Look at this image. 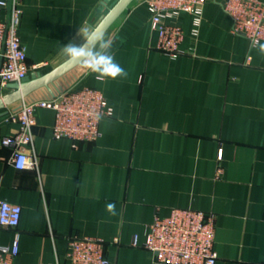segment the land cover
Listing matches in <instances>:
<instances>
[{
	"label": "crops",
	"instance_id": "crops-1",
	"mask_svg": "<svg viewBox=\"0 0 264 264\" xmlns=\"http://www.w3.org/2000/svg\"><path fill=\"white\" fill-rule=\"evenodd\" d=\"M225 1L205 0L197 37L192 15L179 16L187 53L172 58L156 47L147 0H136L106 32L127 77L101 82L77 66L56 81L54 93L89 86L104 94L113 114L102 117L95 142L54 139V111L38 109L29 146L36 166L19 170L1 138L18 131L8 117L24 100L0 110V200L22 209L15 264H70L72 236L104 239L111 264H160L132 237L143 241L156 210L173 208L216 215V264H264V55L233 33ZM18 2L27 62L41 74L64 62L62 46L82 43L79 28L94 27L110 6ZM50 96L41 89L25 101ZM14 236L1 229L0 243Z\"/></svg>",
	"mask_w": 264,
	"mask_h": 264
},
{
	"label": "built area",
	"instance_id": "built-area-1",
	"mask_svg": "<svg viewBox=\"0 0 264 264\" xmlns=\"http://www.w3.org/2000/svg\"><path fill=\"white\" fill-rule=\"evenodd\" d=\"M153 29L158 33L157 49L176 58L187 52L181 48L184 30L178 22L181 14L192 15V34L197 37L203 20L205 0H147ZM224 12L232 21V31L246 37L251 45L264 42V0H226ZM6 13L2 17V13ZM22 9L18 0H0V97L9 90V83H21L31 75L27 62V48L19 36ZM51 109L55 117L52 125L54 139L67 138L74 146L80 142H95L101 136L100 121L113 114L104 94L83 86L58 90L53 96L34 101H22L19 109L9 115L18 123V131L1 138V144L12 150V163L22 170L36 166V158L29 146L33 141L38 109ZM97 116L100 118L97 119ZM222 149L218 159H221ZM222 168L217 169V177ZM22 209L18 204L0 200V230L15 232L10 245L0 243V264H15L19 254L17 232ZM132 237L131 245L150 251L160 264H216V215L192 208H173L166 216L157 209L153 220L143 232ZM118 244V238L112 241ZM107 243L92 236L69 238L70 264H111L106 255Z\"/></svg>",
	"mask_w": 264,
	"mask_h": 264
},
{
	"label": "clouds",
	"instance_id": "clouds-1",
	"mask_svg": "<svg viewBox=\"0 0 264 264\" xmlns=\"http://www.w3.org/2000/svg\"><path fill=\"white\" fill-rule=\"evenodd\" d=\"M78 35L83 38L82 43L79 45L70 43L61 48L66 63L85 69L101 82L127 77L128 73L116 62L112 54L113 40L106 35L103 26L81 27ZM253 47H257L259 53L264 55V44L254 41ZM99 118L97 116V119ZM106 208L111 215H116L114 203H108Z\"/></svg>",
	"mask_w": 264,
	"mask_h": 264
},
{
	"label": "water",
	"instance_id": "water-1",
	"mask_svg": "<svg viewBox=\"0 0 264 264\" xmlns=\"http://www.w3.org/2000/svg\"><path fill=\"white\" fill-rule=\"evenodd\" d=\"M134 1L136 0H103L102 7H108V4L110 6L107 12L96 22L94 27L97 25L103 26L105 32H107ZM76 67L64 61L45 74L33 72L24 78L21 83H9L6 87L10 91L0 97V110L6 106L25 100L41 89H46L53 96V87H55L56 81Z\"/></svg>",
	"mask_w": 264,
	"mask_h": 264
},
{
	"label": "rangeland",
	"instance_id": "rangeland-1",
	"mask_svg": "<svg viewBox=\"0 0 264 264\" xmlns=\"http://www.w3.org/2000/svg\"><path fill=\"white\" fill-rule=\"evenodd\" d=\"M232 29V28H231ZM250 42V41H249Z\"/></svg>",
	"mask_w": 264,
	"mask_h": 264
}]
</instances>
